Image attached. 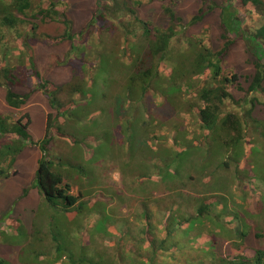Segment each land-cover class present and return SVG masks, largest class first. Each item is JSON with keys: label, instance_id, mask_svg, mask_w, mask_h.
I'll list each match as a JSON object with an SVG mask.
<instances>
[{"label": "rangeland", "instance_id": "1", "mask_svg": "<svg viewBox=\"0 0 264 264\" xmlns=\"http://www.w3.org/2000/svg\"><path fill=\"white\" fill-rule=\"evenodd\" d=\"M213 1L218 6L223 3V0ZM40 2L35 0L36 5ZM56 2L72 22L74 40H58L65 32V25L49 22L38 30L45 40L31 38L29 41L37 68L56 86L64 87L70 83L72 71L67 64L52 65L54 56L61 61L71 59L74 62H80L82 57L87 56L88 60L99 55L110 56L114 64L113 76L119 85H126L134 66L147 68L151 63L144 49L141 29H129L132 34L126 36L122 29L108 31L102 22L94 24L103 13L104 0ZM233 2L240 13L242 29L249 34L255 32L263 23L260 13L251 7L242 10L238 0ZM200 6L201 0H181L175 4L174 9L180 18L178 34L169 54L160 63L158 80L153 82L145 98L133 96L129 84L120 90L116 81L96 82L94 91L88 93L86 100L90 104L81 108V111L89 110L88 114L81 112V118L75 120L81 144H73L71 139L62 137H56L51 144L50 157L57 164L56 169L72 184L75 194L81 192L84 195L85 209L80 213H67L61 206H51L45 201L35 185L38 162L42 157L37 145H28L18 156L12 176L0 180L1 258L10 264H69L63 259V254L79 257L80 248L85 246L89 258L115 260L116 247L121 242L119 231L126 223L136 227L142 202H159L161 205L171 202L169 196L164 197L166 193L161 182L146 181L145 185V176L148 169L157 175L156 166L160 164L159 153L164 140L165 146L176 143L178 153L179 150L183 151L182 132L186 133L188 139L202 138L198 115L202 103L197 90L206 84V77L195 76L191 79L188 75H173L180 55L189 50L188 56H192L196 42L214 51L222 46L219 9L202 22L192 24ZM137 12L142 20L151 22L155 27L166 28L169 24L160 1L144 0ZM136 44L139 46L135 51L133 47ZM7 45L13 48L9 54L12 65L26 64V68H29L30 60L23 41L11 34ZM72 46L82 47L83 50L72 52ZM139 55L141 59L137 62ZM260 56H263L264 62L263 47L252 48L246 39L237 38L221 64L223 73L229 76L237 74L239 85L244 88L243 91H239L237 86L229 89L238 103H226L223 116L229 113L244 116L248 122V135L258 144L261 141L257 139L250 118H264V92L247 94L246 91L249 86L247 79L254 72L252 61ZM19 77L20 83L13 87L14 91L22 95L31 93L29 101L21 109L9 107L5 100L7 89L0 85V113L14 118L29 114V132L35 142H40L45 135L48 116L51 115L54 120L58 111L51 107L42 91L34 90L36 83L31 78ZM61 99L68 103L66 95H62ZM78 100L83 103L81 97ZM251 100H255L254 105L250 104ZM251 109L252 113L249 114ZM57 122L60 125L65 120L61 118ZM85 138L89 139L83 140ZM175 139L179 141L175 142ZM247 158L250 159L249 165L252 161L258 162L253 169V184L249 186L251 189L258 187V192L262 193L264 154L256 147ZM248 193L247 202L239 200L241 208L257 214V193L254 190ZM250 224L255 227L254 222ZM54 237H57L56 243ZM56 244L61 248L60 252L54 250ZM222 247L225 251L227 244L223 243ZM257 248H264V241L257 240L252 233L245 253L250 254Z\"/></svg>", "mask_w": 264, "mask_h": 264}, {"label": "trees", "instance_id": "2", "mask_svg": "<svg viewBox=\"0 0 264 264\" xmlns=\"http://www.w3.org/2000/svg\"><path fill=\"white\" fill-rule=\"evenodd\" d=\"M41 1L36 5L35 0H0V85L7 89V105L21 109L29 101L31 93L22 95L15 92L13 87L20 83L19 76L31 78L36 83L34 90L44 93L51 107L58 111V116L54 120L51 115L48 116L45 135L40 142H35L29 132V114L14 118L0 113V180L12 176L18 156L28 145H37L42 153L35 183L40 194L51 206L59 205L67 213L79 212L86 208L84 195L81 192L75 194L72 184L56 169L57 164L50 157V146L56 137L81 144L75 120L81 118V112H89L81 111L85 104H90L86 102L88 93L94 91L96 82L119 83L113 76L112 58L102 55L92 60L85 56L80 62L71 59L61 61L54 56L52 65L67 64L71 67V81L64 87H58L44 77L33 59L30 39L45 40L38 34V30L49 22L65 25V32L58 40L73 41L75 36L72 33V22L59 8L58 2ZM149 1L163 3V12L169 23L166 28L155 27L139 17L137 10L144 0H104L103 13L94 21V24L102 22L108 31L122 29L126 36L132 34L129 29L138 27L142 30L144 49L151 63L147 68L134 66V72L129 74L125 84H129L133 96L144 98L160 76V63L170 52L180 22L174 8L181 0ZM238 3L242 10L251 7L260 13L263 23L255 32L249 34L242 29L239 24L240 13L233 0H223L220 6L213 0H201L192 24L202 22L219 9L222 46L214 51L196 42L192 56H188L191 51L187 50L176 62L173 75H188L191 79L203 76L206 77V84L197 90L202 103L198 108L202 138L188 139L186 133L182 132L183 151L179 150L178 153L176 143L165 146L164 140L159 153L160 164L156 166L157 175L150 169L146 172L145 185L146 181L161 182L163 192L166 193L164 197L169 196L171 202L163 205L159 202H142L136 227L126 223L119 231L121 242L117 244L115 260L107 261L94 256L89 258L85 246H82L79 257L63 254V259L69 264H264V248L245 253L250 234L254 233L257 240L264 241V192H258L256 186L252 189L249 186L258 162L252 161L249 165L250 159L247 158L256 147L264 154V118H250L257 139L261 141L258 144L249 137L248 122L244 116L234 113L223 116L226 103H238L229 89L237 86L239 91H243L244 88L239 85L237 74L226 75L221 67L237 38L246 39L252 48H264V0H238ZM11 34L23 41L30 60L29 68H26V64L12 65L10 62L9 54L13 48L7 43ZM138 46L136 44L133 48L137 49ZM78 49L83 50L82 47L72 46V52ZM262 58L254 57L252 61L254 72L247 79V94L264 92ZM137 59L139 62L141 55ZM119 66L122 67L121 64ZM126 85H119L118 88L121 90ZM62 95L67 96L68 103L62 101ZM78 97H81L83 103H80ZM118 99L121 100V97ZM249 102L254 105L255 100ZM61 118L65 122L59 125L57 120ZM251 190L256 191L259 198L257 214L241 208L239 203L240 199L247 202V196H250L248 191ZM250 222H254L255 227ZM53 239L56 243L57 237ZM223 243L227 244L225 251ZM56 246L54 250L60 252L61 248ZM0 264L10 263L0 257Z\"/></svg>", "mask_w": 264, "mask_h": 264}]
</instances>
